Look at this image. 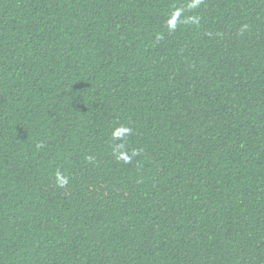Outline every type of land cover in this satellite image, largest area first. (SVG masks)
I'll return each mask as SVG.
<instances>
[{
	"label": "trees",
	"instance_id": "1",
	"mask_svg": "<svg viewBox=\"0 0 264 264\" xmlns=\"http://www.w3.org/2000/svg\"><path fill=\"white\" fill-rule=\"evenodd\" d=\"M0 264H264V0H0Z\"/></svg>",
	"mask_w": 264,
	"mask_h": 264
},
{
	"label": "clouds",
	"instance_id": "2",
	"mask_svg": "<svg viewBox=\"0 0 264 264\" xmlns=\"http://www.w3.org/2000/svg\"><path fill=\"white\" fill-rule=\"evenodd\" d=\"M63 182H66V180H65V181H63Z\"/></svg>",
	"mask_w": 264,
	"mask_h": 264
}]
</instances>
